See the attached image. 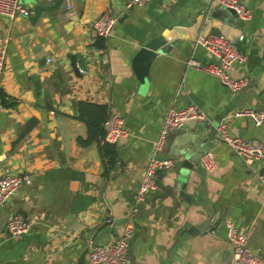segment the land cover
I'll use <instances>...</instances> for the list:
<instances>
[{
  "label": "crops",
  "instance_id": "0c3cea01",
  "mask_svg": "<svg viewBox=\"0 0 264 264\" xmlns=\"http://www.w3.org/2000/svg\"><path fill=\"white\" fill-rule=\"evenodd\" d=\"M70 1L68 10L63 0H23L31 15L0 17V48L6 49L0 176L26 175L0 207V264H90L89 247L99 232L109 228L98 241L105 245L126 227L131 233L125 264H231L229 225L248 235V247L264 264V186L257 178L264 174V159L247 166L216 135L225 121L231 135L264 142V121L232 117L245 108L264 111V0H237L252 14L247 21L211 0H151L132 8L127 0ZM106 12L116 24L107 38L96 37L90 22ZM211 33L225 34L243 56L228 70L248 80L237 92L186 64L217 63L196 43ZM161 35L166 43L140 80L136 71L143 61L135 68L134 58ZM71 57L75 66L80 60L85 65L78 74ZM81 101L106 105L123 119L126 136L108 143L112 164L100 151L102 142H81L87 139L86 123L77 118ZM188 105L203 113L200 139L175 130L158 157L174 160L179 169L177 155L206 148L216 168L206 172L203 155L192 164L188 201H152L162 193L158 187L138 199L167 111ZM15 213L30 222L18 237L6 230Z\"/></svg>",
  "mask_w": 264,
  "mask_h": 264
},
{
  "label": "built area",
  "instance_id": "2783aa9c",
  "mask_svg": "<svg viewBox=\"0 0 264 264\" xmlns=\"http://www.w3.org/2000/svg\"><path fill=\"white\" fill-rule=\"evenodd\" d=\"M52 2L54 0H45ZM151 0H127L126 8L142 6ZM66 8L71 9V1L63 0ZM212 4L229 8L235 11L239 21H247L251 18V12L237 0H211ZM31 11L23 0H0V17L14 19L17 16L28 17ZM116 24V17L112 13H103L90 22V27L96 37L107 38ZM196 43L209 52L217 63L201 65L194 59L187 60L186 64L207 74L215 76L221 84L230 92L241 90L248 83L246 77L233 78L228 70L233 64L243 60L242 54L237 50L233 42L222 33H211L199 36ZM6 60V49L0 48V82L4 73ZM232 117H244L251 120L255 125H261L264 121V111L259 109L245 108L232 113ZM203 113L195 106L188 105L176 110L170 108L161 125L160 131L154 143L153 156L145 167L140 186L137 190V198L141 199L147 191L157 188L156 173L158 169L169 168L173 160L159 161L157 156L161 151L169 133L183 128V123L193 119H203ZM123 127V119L116 113H111L103 122V140L107 143H115L126 136ZM217 141L227 146L247 166L264 159V142L258 140H245L231 135L225 121L216 126ZM200 165L206 172H212L216 168L215 160L211 152L203 154ZM258 181L264 186V174L257 173ZM26 175L4 174L0 176V207H2L13 194L21 187ZM111 223L110 218L107 219ZM30 229V222L22 215L15 213L11 215L6 230L9 236L18 237ZM130 228L126 227L111 243L105 245H90L88 251V262L90 264H125L128 252ZM227 239L232 247L233 257L231 264H258L253 252L247 245L248 235L239 232L234 226L229 225Z\"/></svg>",
  "mask_w": 264,
  "mask_h": 264
},
{
  "label": "water",
  "instance_id": "95a60500",
  "mask_svg": "<svg viewBox=\"0 0 264 264\" xmlns=\"http://www.w3.org/2000/svg\"><path fill=\"white\" fill-rule=\"evenodd\" d=\"M227 11L231 12L236 16V13L234 10L229 9V8H224ZM37 15V12H35ZM225 35V34H224ZM226 36V35H225ZM166 39L164 35L158 36L156 38L151 39L148 41L142 48H140L134 58L133 65L134 67H138V64L141 63V68L138 67L137 69V75L139 76V79L142 80V74L144 73V70L147 69L148 65L150 62L155 58L156 53L162 48L163 45H165ZM75 58L71 57V66L72 69L76 74H78L79 69H83L85 67L84 63L80 60L78 65H74ZM201 120L200 119H193V120H188L183 123V128L187 129L188 131H193V136L191 135V138L194 140H199L200 136V130H201ZM194 131H197L196 133ZM206 148H203L201 150H195L192 149L188 154H179L177 155L179 159L178 167H176V163H174L173 160V165L169 168H161L157 170L156 173V183L157 187L162 191L161 194H156L152 201H155L157 199H164L166 197H170L171 199H175L176 197L181 198L182 200L188 201L189 195L186 194L185 188H186V176L188 175V171L191 169L192 164L196 162L197 159H199L204 153ZM157 159L159 161L166 160L169 158H163V157H158ZM163 178H168L169 184L165 185L162 181ZM153 205V202H152ZM109 230V228H105L99 232V234L96 236L95 242L93 246L98 244L99 238L101 234L104 231Z\"/></svg>",
  "mask_w": 264,
  "mask_h": 264
},
{
  "label": "trees",
  "instance_id": "16d2710c",
  "mask_svg": "<svg viewBox=\"0 0 264 264\" xmlns=\"http://www.w3.org/2000/svg\"><path fill=\"white\" fill-rule=\"evenodd\" d=\"M99 47H102L99 45ZM77 118L86 123L87 139L82 144H90L93 141H100V151L104 157H110L109 163L113 162V148L103 140V122L109 112L108 107L103 104L81 101L76 104Z\"/></svg>",
  "mask_w": 264,
  "mask_h": 264
}]
</instances>
